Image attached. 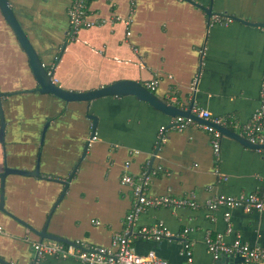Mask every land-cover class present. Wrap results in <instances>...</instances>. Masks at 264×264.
I'll list each match as a JSON object with an SVG mask.
<instances>
[{
    "label": "crops",
    "instance_id": "obj_1",
    "mask_svg": "<svg viewBox=\"0 0 264 264\" xmlns=\"http://www.w3.org/2000/svg\"><path fill=\"white\" fill-rule=\"evenodd\" d=\"M73 1L10 0L47 66L55 67L59 59L55 78L65 89L84 92L122 79L143 83L157 79L154 92L161 99L183 109L194 101L195 109L227 118L224 126L239 134L262 104L264 27L235 20L219 24L213 17L222 13L264 23V0H214L211 18L201 7H211V0H193L200 6L188 0H93L91 18L105 22L77 31L68 14ZM36 86L28 56L0 9V89L14 93ZM44 99L45 105L39 107L34 102L38 98L30 95L9 98L6 104L11 123L8 163L25 170L36 168L47 121L37 111H63L52 118L45 137L42 176H8V211L42 230L65 187L62 180L76 168L48 232L69 243L109 247L113 232L125 227L134 203L132 186L122 183L124 165L130 161L132 174L151 173L150 194L195 195L197 202L196 207H151L143 212L131 235L136 252L153 250L171 264H186L183 247L192 242L193 264H213L205 238L226 231V211L231 212L234 228L225 234L228 243L240 234L250 246L264 248V209L248 212L243 206L219 205L215 220L207 216L208 203L217 195L256 192L264 197V154L258 149L224 134L218 159L212 135L204 127L208 124L192 119L188 128L173 129L179 116L133 95L70 103L52 96ZM162 127H166L165 139L160 142ZM3 169L0 143V172ZM159 221L171 236L158 242L139 233ZM187 227L190 231L184 233ZM39 239L0 210V264H32V242ZM241 261L238 257L235 262ZM45 264L84 263L75 257H49Z\"/></svg>",
    "mask_w": 264,
    "mask_h": 264
},
{
    "label": "built area",
    "instance_id": "obj_2",
    "mask_svg": "<svg viewBox=\"0 0 264 264\" xmlns=\"http://www.w3.org/2000/svg\"><path fill=\"white\" fill-rule=\"evenodd\" d=\"M93 0H74L69 8V19L71 27L74 31L82 27H92L102 25L105 20L91 18L93 12L90 8ZM131 18L127 20L129 26ZM214 23L229 24L233 22V18L218 14L213 17ZM130 32H128V36ZM53 67V66H52ZM52 67L50 69L52 70ZM53 81L58 83V79L54 77ZM158 80L154 79L146 83L150 90H155L158 86ZM195 114L200 117L210 120L214 124H227V118L214 116L208 110H202L194 106ZM193 120L179 116L174 121L173 129L183 130L188 128ZM238 126V125H236ZM212 135V145L218 159L221 155V139L222 133L213 125H205ZM166 127H162L160 133V142L165 139ZM242 136L255 144L264 145V100L262 104L253 113L251 120L243 125ZM258 151L264 154V147L259 148ZM131 163L127 161L124 165V174L122 183L130 185L133 188L134 203L127 214L124 224L125 227L121 231L113 232L112 245L106 246H87L82 241H75L74 243H64L52 240H37L32 242L34 251V259L32 264H45L49 257H56L66 259L68 257H75L84 264H171L167 259L157 255L153 250L140 254L135 251L132 244V233L134 226L139 220L141 214L151 207H166L173 208L181 207H196L197 202L195 195L191 197H174L169 195H152L150 194V185L152 183V175L147 170L143 171L141 175L136 176L131 173ZM219 205H227L231 208L243 206L248 212L253 210L262 211L264 209V197L258 193H251L248 195L240 194L239 196H227L225 194L217 195L214 201L208 203V217L215 220V211ZM214 212V213H213ZM231 212H225V220L227 228L224 233L218 232L215 235L208 233L205 238V243L208 251L213 258V264H264V248L260 246L252 247L241 239L240 234L236 236L233 242L228 243L225 240V234L231 233L234 228L231 221ZM100 224L99 221H97ZM190 231V228H185L184 233ZM139 233L148 239L154 241H161L171 236L163 221H159L156 225L151 227H143ZM183 254L187 258L186 264H193V248L192 242H186L183 247ZM241 258L239 263H223L222 257Z\"/></svg>",
    "mask_w": 264,
    "mask_h": 264
},
{
    "label": "water",
    "instance_id": "obj_3",
    "mask_svg": "<svg viewBox=\"0 0 264 264\" xmlns=\"http://www.w3.org/2000/svg\"><path fill=\"white\" fill-rule=\"evenodd\" d=\"M192 3H194L197 6H200L199 3L193 1V0H188ZM213 4L214 0H211V7L207 8L205 6H201L210 16L212 17L214 11H213ZM0 9L3 13V16L7 23L10 25L12 28L13 32L15 33L20 45L26 52L29 60V65L31 67L33 76L37 82V86L32 89L25 90L23 89L22 91L14 92V93H28V94H33V93H38L41 95H50L52 97H57L61 100H63L66 103L70 102H76V101H86V102H91L93 100L106 97V96H126V95H133L137 97L139 100L146 101L155 108L163 111L164 113H167L171 116H184L191 118L195 121H198L200 123L208 124V125H213L215 128H217L222 135H229L233 137L234 139L238 140L240 143H242L245 146L259 149L264 147V145L260 144H255L249 141L246 137L242 136L241 134L232 131L225 127L224 125H219V124H214L210 120L206 118L199 117L197 114H195L192 110L193 107L195 106V102L193 101L188 109H183L179 108L178 106L169 103L166 100L161 99L155 92L154 90H150L142 81L135 80V79H122L118 80L112 84H109L107 86H103L94 90H89V91H84V92H78V91H71L68 89H65L64 87L58 85L53 81L56 73V67L59 62V59H57V62L55 64V67H52V70L50 69L49 66L45 63L44 59L41 58L39 55L37 49L31 42L28 34L26 33L25 29L23 28L22 24L20 23L14 8L11 5L10 0H0ZM233 20L238 21L240 23L248 24V25H254V26H260L264 27L263 22H250L242 17L239 16H234ZM4 96L3 93L0 89V121H1V126H0V143L3 145L4 149V169L3 171L0 172V180H1V191H0V210L4 211L7 213L10 217H12L14 220H16L18 223L22 224L24 227L27 228V232L30 233L31 231L37 233L41 239L39 240H52V241H57V242H64V243H69L68 240L64 239L63 237H60L58 235L52 234L48 232V226L51 220V217L56 210L58 204L63 200L65 197L67 190L69 188V185L71 183V180L73 176L75 175L76 168L73 170L72 175L67 179V180H62V182L65 184V187L63 188L59 198L57 199L56 203L52 207V210L50 212V216L47 220L46 225L42 230L36 229L33 225H31L29 222L21 219L20 217L14 215L12 212L8 211L6 209V183H7V178L9 175H23V176H33V177H41V158H42V153H43V147L45 143V137L47 134V131L50 127V123L52 121V115L55 114V116L58 115V112H48L46 113V110H41L37 111L38 114L48 117L47 121L43 127L42 130V137H41V147H40V152L37 158V164L36 168L34 170H25V169H20V168H15L9 166L8 163V157H7V152L6 148L9 146L8 145V140H7V134L9 131V124L10 121L8 120L9 118L6 115V107L7 105H4ZM35 104L37 105L36 107L45 105V99H38L34 101ZM53 108H51V111ZM95 121L94 123V130L96 128V118L92 117ZM33 125V124H32ZM24 128L20 127L19 132L23 131ZM84 153V157H85ZM47 179H50L49 177H46ZM237 258L233 259L232 257H227L224 256L221 259V262L223 263H231L235 262ZM6 264H11L6 261H4Z\"/></svg>",
    "mask_w": 264,
    "mask_h": 264
},
{
    "label": "trees",
    "instance_id": "obj_4",
    "mask_svg": "<svg viewBox=\"0 0 264 264\" xmlns=\"http://www.w3.org/2000/svg\"><path fill=\"white\" fill-rule=\"evenodd\" d=\"M222 14V13H221ZM3 92V96H4V99H3V101H4V105L5 104H7V101L9 100V98L10 99H13V98H18V97H20V96H26V95H30V96H32V97H36V98H38V99H44L45 97H49L50 95H41V94H38V93H33V94H28V93H9V92H4V91H2ZM57 98V97H56ZM58 100H60V101H63V100H61V99H59V98H57ZM60 110V111H59ZM58 115H60V114H62V112L63 111H61V109H58ZM57 115V116H58ZM57 116H55V114H53L51 117L52 118H55V117H57ZM48 117H43V119H47ZM22 120L21 121H25L26 120V118H21ZM19 121H20V119H19Z\"/></svg>",
    "mask_w": 264,
    "mask_h": 264
},
{
    "label": "flooded vegetation",
    "instance_id": "obj_5",
    "mask_svg": "<svg viewBox=\"0 0 264 264\" xmlns=\"http://www.w3.org/2000/svg\"><path fill=\"white\" fill-rule=\"evenodd\" d=\"M0 126H1V121H0Z\"/></svg>",
    "mask_w": 264,
    "mask_h": 264
}]
</instances>
